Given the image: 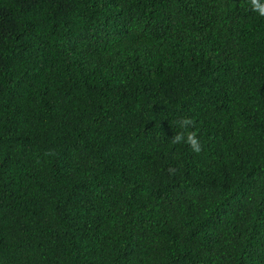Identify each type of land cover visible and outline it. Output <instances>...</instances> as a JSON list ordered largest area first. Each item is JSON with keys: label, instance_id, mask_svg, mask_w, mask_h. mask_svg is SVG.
Masks as SVG:
<instances>
[{"label": "trees", "instance_id": "16d2710c", "mask_svg": "<svg viewBox=\"0 0 264 264\" xmlns=\"http://www.w3.org/2000/svg\"><path fill=\"white\" fill-rule=\"evenodd\" d=\"M0 264H264L249 0H0Z\"/></svg>", "mask_w": 264, "mask_h": 264}, {"label": "clouds", "instance_id": "9594fccd", "mask_svg": "<svg viewBox=\"0 0 264 264\" xmlns=\"http://www.w3.org/2000/svg\"><path fill=\"white\" fill-rule=\"evenodd\" d=\"M249 4L252 11L257 12L260 16H264V3H261V0H249ZM175 124L180 131H176L171 142L173 144H187L195 153L202 151L198 132L191 130L195 126V120L186 116L175 121Z\"/></svg>", "mask_w": 264, "mask_h": 264}]
</instances>
